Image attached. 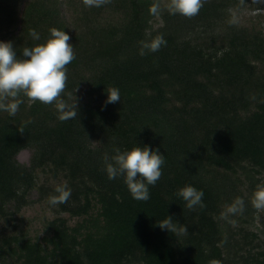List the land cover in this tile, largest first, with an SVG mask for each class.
Masks as SVG:
<instances>
[{
  "label": "trees",
  "instance_id": "obj_1",
  "mask_svg": "<svg viewBox=\"0 0 264 264\" xmlns=\"http://www.w3.org/2000/svg\"><path fill=\"white\" fill-rule=\"evenodd\" d=\"M66 1L83 0H0V40L19 55L36 42L32 29L43 39L49 28H65L75 52L65 92L87 85L71 120L27 97L15 116L0 112V216L12 219L67 183L71 196L58 206L81 220L70 226L57 216L40 239L1 233L0 264H264V248L253 252L258 233L229 222L261 214L264 225V211L250 202L264 173V31L232 21L231 9L245 0H203L193 17L169 14L161 3L156 27L153 0L82 3L78 20L61 12ZM105 5L119 13L94 23ZM159 33L167 44L140 55L139 41ZM112 86L121 100L106 104ZM139 143L165 155L147 201L104 171L105 152ZM23 149L32 151L29 165L17 160ZM39 168L57 183L38 184ZM238 170L245 190L229 173ZM187 183L203 189L204 207L189 209L176 195ZM238 196L244 212L223 218V205ZM167 215L187 231L162 230L156 223Z\"/></svg>",
  "mask_w": 264,
  "mask_h": 264
},
{
  "label": "clouds",
  "instance_id": "obj_2",
  "mask_svg": "<svg viewBox=\"0 0 264 264\" xmlns=\"http://www.w3.org/2000/svg\"><path fill=\"white\" fill-rule=\"evenodd\" d=\"M107 2L108 0H83L86 7H100ZM202 6L203 0H166L164 9L172 15L193 17ZM148 11L152 16H159L162 12L160 0H153ZM30 35L36 42L24 46L19 55L11 40H0V112L15 116L24 103V97H27L32 102L53 105L60 121L77 118L78 98L65 92L67 65L75 59L69 33L65 28L53 26L43 39L35 29L31 30ZM166 44L164 35L159 33L150 39L139 41V54L143 56L147 52H157ZM106 93V104L121 100L120 90L116 86L110 87ZM103 161L109 180L122 178L133 199L147 201L150 199L149 186H154L162 176L165 155L158 147L139 143L124 149L114 147L111 153L103 154ZM71 191L67 183L57 184L49 195L48 202L54 206L66 203ZM176 195L189 209L204 207L203 189L191 183L180 187ZM250 202L257 210L264 211V184L253 190ZM244 209L245 201L238 196L226 206L221 215L229 219L230 216L242 214ZM229 222L235 221L229 219ZM156 224L176 237L187 231V226L181 225L171 215Z\"/></svg>",
  "mask_w": 264,
  "mask_h": 264
},
{
  "label": "rangeland",
  "instance_id": "obj_3",
  "mask_svg": "<svg viewBox=\"0 0 264 264\" xmlns=\"http://www.w3.org/2000/svg\"><path fill=\"white\" fill-rule=\"evenodd\" d=\"M50 1V0H49ZM55 2H59L60 0H53ZM162 4L166 3V0H160ZM82 2L77 1L72 4L66 1L62 5L61 12L66 18H73L78 20L86 9H83ZM24 5V1L22 3V7ZM107 5L102 6L95 14L94 23H102L103 21L109 20L112 18L111 16H115L119 12H113L106 8ZM90 7H88L89 9ZM231 17L235 20V23L240 26H254L257 29H263L264 31V0H245L244 3L239 8L231 9ZM232 20V21H233ZM154 26L161 25L163 23L162 17L155 16L151 21ZM86 89L87 85L83 83L80 85L72 95L78 98V102L80 100H86ZM31 102V101H30ZM32 151L30 149H23L17 154V160L22 163L29 165L31 159ZM222 171L224 169H221ZM233 178H237L238 182V190H245L246 184L242 183L245 178L242 171L238 170L234 173L229 172ZM37 176L38 184H42L43 182H47L49 186L57 183V178L53 177L50 172L39 168L35 171ZM260 177L259 185L264 184V173H260L257 175ZM62 181L64 178L59 177ZM243 180V181H242ZM33 197L38 198V193L35 190L33 192ZM49 198H44L40 201H35L32 204H28L24 206L21 211L15 214L12 219H6L0 216V234H21L27 232L32 239H40L43 235L47 233V224L50 220L57 216L64 217L70 226H73L77 223V221L81 220L79 216H72L67 211L60 210L58 205H51L48 202ZM228 205V204H227ZM227 205H223L225 209ZM248 216H245L247 218ZM250 221H242L237 219V222L232 223V227H236L237 224H242L245 228H247L250 232L254 231L258 233L255 242L260 243L259 247H255L253 252H257L259 250H263L264 248V225L262 222L261 214H257L256 216H250ZM245 253V252H244Z\"/></svg>",
  "mask_w": 264,
  "mask_h": 264
}]
</instances>
